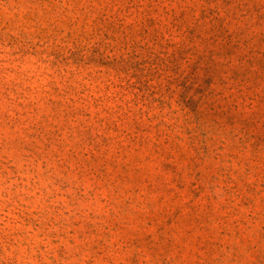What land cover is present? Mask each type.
I'll return each mask as SVG.
<instances>
[{
    "label": "rangeland",
    "instance_id": "rangeland-1",
    "mask_svg": "<svg viewBox=\"0 0 264 264\" xmlns=\"http://www.w3.org/2000/svg\"><path fill=\"white\" fill-rule=\"evenodd\" d=\"M0 264H264V0H0Z\"/></svg>",
    "mask_w": 264,
    "mask_h": 264
}]
</instances>
